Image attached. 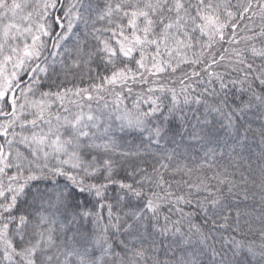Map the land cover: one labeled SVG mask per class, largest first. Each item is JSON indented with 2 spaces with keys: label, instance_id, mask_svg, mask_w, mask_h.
I'll return each instance as SVG.
<instances>
[{
  "label": "snow or ice",
  "instance_id": "6c2138e0",
  "mask_svg": "<svg viewBox=\"0 0 264 264\" xmlns=\"http://www.w3.org/2000/svg\"><path fill=\"white\" fill-rule=\"evenodd\" d=\"M0 264H264V0H0Z\"/></svg>",
  "mask_w": 264,
  "mask_h": 264
}]
</instances>
